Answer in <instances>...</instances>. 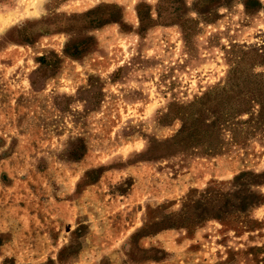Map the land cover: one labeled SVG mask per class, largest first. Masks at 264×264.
<instances>
[{"label": "rangeland", "instance_id": "rangeland-1", "mask_svg": "<svg viewBox=\"0 0 264 264\" xmlns=\"http://www.w3.org/2000/svg\"><path fill=\"white\" fill-rule=\"evenodd\" d=\"M0 264H264V0H0Z\"/></svg>", "mask_w": 264, "mask_h": 264}]
</instances>
